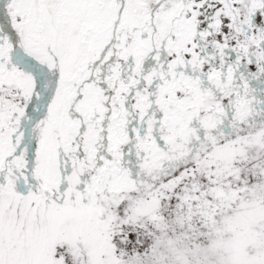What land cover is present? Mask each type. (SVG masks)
Wrapping results in <instances>:
<instances>
[{
  "label": "bare ground",
  "instance_id": "6f19581e",
  "mask_svg": "<svg viewBox=\"0 0 264 264\" xmlns=\"http://www.w3.org/2000/svg\"><path fill=\"white\" fill-rule=\"evenodd\" d=\"M12 1H13L12 7L13 10H15V14L12 16L11 19L8 20V23H12L11 26H13V28L11 27L10 30L6 31V33H8L7 36L5 35V33L3 34V36L0 33V36L3 37V39H1L0 37V40L2 41L0 42V46L5 48L6 52L14 51V48H19V51L21 50V52H23L24 47L26 49L28 48L27 49L28 51L30 50L31 53L36 54L35 57L40 62L49 63L53 65L52 67L57 68V70L60 72L61 80H62V82L59 81L58 82L64 84L63 89L61 91L59 90L60 92L58 91V89L54 91L57 87L53 90L52 92L53 97L52 99L49 97L50 99L48 101L49 102L48 104H50V108L48 109L49 111L47 110V112L45 113L47 114L48 117L54 118L56 121L60 119L59 130L60 128L63 129V133H62V139L59 142V148L61 149H64V147H66V149L68 148L69 156L73 158L72 160L73 164L71 169L73 171L74 180L71 183L69 179L70 182L68 181L69 184L68 190L70 191H72V189L75 190L73 196L75 197L76 202L78 203L75 205L73 209L71 210L69 209L70 210L69 212L67 211L68 215L66 217H69L71 221H76L77 223L78 222L85 223L86 220H91L90 222L92 223L93 227L98 226L97 221L99 222L101 221V219L102 221H109V222L116 221V223H118L117 221H119V219L126 218L124 220L125 224L126 223L129 224L133 222L135 219L141 217L142 219L139 220H147V216H146L147 212H149L150 214L153 213V211H146L147 207H153L154 209H157L159 207V203L155 201L156 198L150 196L149 197L150 199L148 198L150 200L149 203L146 199H143L140 203L134 204L130 210L128 209L126 211L127 213L125 214L126 215L125 217L119 216L118 210H120L122 203L125 202L124 200L125 195L124 193H121L123 183L124 181H126V179L124 180V176H122L124 173L123 169L119 171L116 170L115 167L109 169L110 166L109 167L106 166L105 162L103 163V161L102 163L105 165L104 167H102L101 166L102 163L99 158L100 155L102 157V154H104L102 152L104 151L103 150L101 151L100 147L97 146L98 149L96 150L97 151L96 156H98L100 163L96 167L99 169V173H97L98 175L96 177L94 174L96 169L94 166L95 164L90 163L88 161L90 159L86 158L87 159L86 161L85 159L83 160L81 155L77 154L78 153L77 150L79 146H81L80 144H82L83 141L86 143L88 142L87 145H90L89 142L92 141H96L97 144L103 142L105 143L104 146L105 149H107V151L109 150V152L112 151V152H118L121 155L123 154L125 143H127L126 142L127 139L124 137L123 133H121L122 130L121 132L119 131L118 127H121L123 125L124 121L122 120L123 118L125 119V117L128 114L127 95L130 94L131 90L134 88L133 84L135 83H133V80L131 78L130 84H124L122 82V75L131 68H132V73H131L132 75H130V77L131 76L133 77L134 73L136 75L135 77L137 78L139 77V75H144L141 68L140 69L135 68L138 66L139 63H137V61L134 60L136 56L133 59L132 57L133 55L143 54L145 52L146 54L149 53V55L151 56L155 52L161 54V49L163 46H165L168 51V52L166 51L167 54L171 56L175 53L177 55V52L179 50L181 54L179 57L181 58L185 57L188 63H191V65H193L195 63V59L197 58V54H198L197 47L199 41L203 39V37L206 34H208L207 31L210 32V29L213 27L214 16H219L220 18L223 19V22L227 30L228 28H230L229 25H231L228 19L232 16L235 18L236 16L240 17L241 22H238L239 23L238 25L240 24L242 25L243 23L248 24L250 22L249 19H251L250 16L252 12L255 13L256 15L258 13V18H259L260 13L262 12L260 10L261 7L264 5V2L258 0H134V1L127 0V2H129L127 4L128 5L127 9L129 13V8H130V18L127 17L128 20H124V21L122 20L120 23H118L120 19V16L119 19H117L116 17L117 11L119 10V8L117 7H119L120 5L118 1L121 2L122 0H104L103 2L102 0H12ZM209 16L211 20H209L208 22L207 17ZM255 24H256V28L258 27V24L260 25V23H255ZM150 25L153 26L152 29H151L152 26ZM241 25L238 27H242ZM18 32L21 35L20 38ZM141 34L142 36H145L143 37V39H145L144 43H139L141 39L138 37H140ZM19 39H21V41ZM6 40L7 41L10 40L13 44H10L8 42V46H7L6 44H4ZM150 40L152 41V43L149 42ZM153 48H155L156 50L154 49L155 51H153ZM124 61H127L126 64H128V67H126V65L123 63ZM5 62L8 65L6 67L13 70L15 74H18L19 79L22 78L17 72L16 68H14L13 65L12 66L10 65L11 63L10 59H7ZM35 65H39V63ZM35 65H34L35 69L40 68L39 67L40 65L39 66H35ZM156 70L154 71V74H152V72L148 73V79L150 80L149 82L151 83L149 84L150 86H155V93L153 95H150L149 87L147 88L148 90L146 89L145 98H147L146 99L147 103L150 104V102L156 99V103L158 102L157 105H159L160 110L162 109L161 110L162 115L165 113L168 116V119H170L169 121H173V123L177 125L176 131L178 133H181V137H183L182 139L186 141L187 138L190 137L188 136L189 135L188 133L192 134L193 132L192 128L194 129L195 126L205 129L211 126V124L212 125L218 124L219 117L223 115L222 109L224 108L221 106L223 101L226 102L227 106L230 105L232 107L234 105L236 106L238 105L236 102H231V100L224 97L223 99H220V103L213 108L214 110L213 111L211 110V108L213 107L212 104L209 105V103L205 104L203 102L204 97L206 98V96L207 95L209 96V94L211 93L208 94L206 93L207 91L204 92L202 89L200 88L198 89L197 86L194 85L195 82L188 80H184V81L182 80L177 83H173V82L170 83L168 81L164 83L162 81L163 83L161 82L162 85H160L161 76L160 77L156 76L158 75L156 74V72H160V70L157 71ZM10 76H11V71L10 72L6 71L5 76L0 77V81L4 80V78L5 80H8ZM155 77H157L158 80L155 81L156 79ZM5 84L7 85V87L4 84H1L0 87H3V91H5L6 93L5 95L4 94L3 95L9 98L1 97L3 101L0 102V106L4 107V109L0 110L2 111L0 112L1 113L0 117L4 118L6 115L9 114L11 110H8V112H6V110L9 108V105L11 107L13 106L16 107V111L20 110L19 112L27 111L30 108L29 105L32 106V104L30 103H37V105H39L38 91L40 87H36L37 84H32L36 88V90L38 89L36 95H34V89L33 90L32 88L29 89L30 92L28 91V94H32L33 92V95L31 97V100L29 101L27 100L28 102H25L24 97L19 98L20 97L19 96L16 97L15 99L11 97L13 92L16 93V91L20 89L18 84L14 85L13 87L9 86L7 83ZM149 84L146 83V85L148 86ZM50 85L53 84H51L50 82ZM117 88H121V89L117 91ZM1 90L2 89H0V91ZM134 90L135 89L132 90L131 96L134 93ZM186 93H190L191 94L190 97L186 98L185 97ZM137 94L139 93L137 92ZM223 95L225 94L223 93ZM79 96L81 97V99H79L78 101V98H80ZM140 96L143 95L141 94ZM221 97L223 96L221 95L220 98ZM117 98H119L122 101L121 104H119V106L122 107L124 114L122 120L116 122L114 121L113 118H111L113 120H109V118H104L107 117L106 116L107 113L104 114V117L102 119L103 112L108 111V105H107L108 101L112 103L111 106L116 108ZM17 99L20 101L19 104H21V106L19 107L15 106L18 103ZM122 104L124 106H122ZM73 106H75L78 110L76 113H74L75 111L73 110L71 111ZM245 106L246 105H244V107ZM244 107L242 111L245 110ZM205 114L207 115V118L201 119L200 115L205 116ZM101 119L102 121L105 119L110 122L111 125L108 128L109 132L106 129L107 127L105 128L100 123ZM221 119L223 120V117ZM63 122L64 124L63 126H61V123ZM259 133L258 135L246 136L238 140L230 141L228 144H226L227 143L226 142L225 146L216 148V150L213 151L210 155H208L204 161L197 164L195 167L191 168L190 170L184 172V174L179 179L167 185V188L169 189V191L175 194L174 197H176L178 200L179 199L187 200L192 198L193 196H196L197 192L195 191H199L201 197L205 199L206 198L213 199L216 197L219 198L220 195L219 193H218L219 195L213 193L215 195H213V197L210 196V190L213 191V188H216V186L219 187L218 189L217 188L214 189L216 192L219 190H223L227 186V194L226 195L221 194L224 195V197H239V191L242 192V190L240 189L241 186L247 185L242 175L243 171L251 174V176L254 178V182H255L254 184H257V180L261 176V174L260 176H258L259 171L264 175V132L260 134ZM117 136H119L120 142L118 141ZM117 144L119 146H117ZM73 148L74 150H71ZM153 154L156 155L157 153L153 152ZM55 155L56 156H54L53 158L54 160L52 161L53 166L50 169H45L46 171L44 170L45 173L48 172L47 173L48 176L46 175L47 184L43 186L45 187L44 190L47 191L45 193L49 194L46 197L48 200L47 203H41L37 201L35 199V196L37 197V195L35 196L33 195V197H31L29 200L22 199L19 195L14 194V190H16L14 186L7 187L9 190H12L13 188V192L9 194V196L7 197L6 195L3 194L6 192L3 191V189L1 188L2 186H0V211H1L0 213L5 215V217H9L8 218L9 225L4 226L7 228L0 226V230H8V229L21 230V231L25 230L27 232H30L33 236L34 235L38 236L40 240H42L43 237L47 238V234H45L46 229L43 227L44 225L41 224L38 220L36 224L33 225L29 230H26L24 228V224L21 226V221L19 220L22 219H24L23 221L29 220V218H31L32 216V212L28 214L25 213V211H29V212L33 211L37 208V206H39L38 210L42 212L45 211L44 213H46V211L47 212L55 211L53 210L55 206H54V202L52 201L53 200L52 197H54L55 195L54 192L52 191L53 190L52 187L57 188V186L60 183H63L64 181L66 182L67 180L66 177L65 179L59 174L60 173L59 169L61 168L60 167L57 168L58 166L55 163V160L58 159V153L55 152ZM63 156L64 155H62L61 157ZM64 164L67 167V170H69V167L71 165H67L66 163ZM87 168H89V170ZM117 172L118 173L120 172V174L122 175L117 174ZM84 177L85 178L87 177L88 179L86 178L84 180ZM238 182L241 185L240 188L236 187ZM66 185L67 184H64V186ZM232 186L234 187L233 190H232ZM66 188L68 187L66 186ZM176 189H179L177 193L175 192ZM191 190L194 191V194H191ZM181 194L183 195L181 196ZM160 196H162V194ZM103 205H105L106 207L105 209L102 208ZM63 209H64L63 211L66 212L65 206ZM18 210L28 215L25 216V214H23L22 216L20 213L16 212ZM103 210H108V211L103 212ZM104 213L107 214L104 215ZM233 213H234V209H233ZM38 214L41 213L37 212V215ZM237 214L239 215L240 213L237 212ZM206 216L209 219L211 218L210 215H206ZM161 217H158L155 220H162ZM175 217L176 216L173 215L172 217H170V219H173ZM235 217L237 218L238 216L236 215ZM242 217L243 216H241V218ZM241 218H237V219H241ZM233 219L235 220V218ZM215 223L216 221L212 220L207 230L210 231L211 228L215 226L214 225ZM224 225L227 226L228 224L225 223ZM218 226L219 225H217V227ZM196 229L200 231L202 230V227L198 226L197 224ZM132 233L134 237L136 235V239H140L139 234H136L134 231H132ZM201 236L203 235L198 234V237ZM71 240L74 239L71 237ZM153 240L155 241V239ZM45 241H47V239ZM139 245L141 247L143 243L139 242Z\"/></svg>",
  "mask_w": 264,
  "mask_h": 264
},
{
  "label": "rangeland",
  "instance_id": "374dc122",
  "mask_svg": "<svg viewBox=\"0 0 264 264\" xmlns=\"http://www.w3.org/2000/svg\"><path fill=\"white\" fill-rule=\"evenodd\" d=\"M2 1L3 0H0V3ZM9 1L13 2L12 0ZM103 1L104 0H102V2ZM122 1L121 2L118 1V3H120L119 7H117L119 8V10L117 11V16H116L117 19H119L120 16L118 23H120L122 20L124 21L130 18V8H129V13L127 9L128 8L127 4L129 2H127V0L125 1L122 0ZM233 18L234 20H238L237 22H241L239 16ZM228 21L229 22L231 21L230 18L228 19ZM11 27L13 28V26ZM152 28L153 26L151 27V29ZM18 34L20 38L21 35L19 32ZM5 35L7 36L8 33H5ZM143 37L145 36H142V34L140 35V37H138L141 39L139 43H144L145 39H143ZM19 40L21 41V39ZM8 42L10 44H13L10 40L8 41L6 40L4 44L8 46ZM149 42L152 43L151 40ZM27 49L24 47L23 52H21V50L19 51V48H14V51H9V52L7 51L8 52L7 53L5 48L3 47L0 48V77H4L6 71L8 72L11 71L10 78L8 80H5L4 78V80L0 81V86L1 84H4L7 87V85L5 84L7 83L11 87L17 84L20 87V89H18L16 93L14 92L12 93L11 95L12 98L15 99L16 97L20 96L19 98L24 97L25 102H28L29 100H31V97L33 95V92L32 94H28L29 89L30 88H32V90L34 89V95L37 94V90H38V89L36 90V88L32 84H37L36 87H40L38 91L39 105H37V103H30L32 104L33 108L25 112H19L20 110L16 111V107L14 106L11 107L9 105V108L6 110V112H8V110H11L14 111V114L9 112V114L6 115L4 118L0 117V130H1L0 131V135H1L0 136V162H1L0 175L3 173L2 172L3 168H5V170L8 168L3 164L4 163L3 161H6L10 164L11 162L14 163L15 164L14 169H17L19 165L25 166L26 168L25 171L14 175H11L10 171L5 172L4 170V175H2V177L7 176L8 178L2 179L0 177V186H2L1 188L3 189V191L6 192L3 194L6 195L7 197L9 196V194L13 192V188L12 190H9L7 187L14 186L16 188V190H14V194L19 195L22 199L29 200L31 197H33V195L34 196L37 195V197L35 196V199L37 201L41 203H47L48 200L46 197L49 194L45 193L47 191H45L44 190L45 187H43L44 185L47 184L46 180L48 176L47 174L48 172L45 173L46 171L45 169H50L53 166L52 161L54 160L53 159L54 156H56L55 152L58 153V159L55 160V163L58 166L57 168L60 167L62 170L64 169V171L62 172L61 170L59 174L64 178L66 177L68 181L70 179L71 183L74 180L73 171L67 170V167L64 164L66 161H64L63 157H61L62 154L59 152L60 151L59 142L62 139V133H63V129L60 128L59 130L60 119L56 121L54 118L48 117L47 114L45 113L50 108V104H48L49 103L48 101L50 98L52 99L53 97L52 94L53 90L57 87L54 91H56L57 89L58 91L59 90L61 91L63 89L64 84L59 83L62 82V80H61L60 72L57 70V68L52 67L53 65L49 63L40 62L38 59H36L35 57L36 54L31 53V51L30 50L28 51ZM164 49L166 48H163V50ZM256 53L257 52L255 51L254 54ZM164 54L166 53L164 52ZM148 56L149 53L146 54L145 52L143 54L133 55L132 57L137 59V63H145ZM160 57H161V61L154 64V66L155 67L157 66L156 68H159L157 70H160L161 73L162 72L165 73V71L162 70V49H161ZM13 58H16L17 61H19L20 63L12 62L11 59ZM7 59H10L11 62L10 65L11 66L13 65V67L16 68L17 72L22 78L19 79L18 74H15L13 70L6 67L8 66L7 63L5 62ZM177 60L178 59H175V61ZM35 61H37L40 66L35 65L38 64ZM126 62L127 61H124L123 63L126 65V67H128V64H126ZM34 65L39 66L40 68L35 69ZM147 66L151 71V66L150 65ZM145 71L148 72L147 67H145ZM131 73H132V68L126 71V73L122 75V82L124 84H130L128 83L129 81H127L125 77H129ZM50 82L53 85H50ZM161 82L162 80H160V85H162ZM0 89H2L0 91V102H2L3 100L1 99V97L4 98H9V97L4 96L6 93L5 91H3V87H0ZM120 89L121 88H117V91H119ZM149 92L153 93L154 90H152V88H149ZM26 93L28 94V97ZM128 95H127V101H130L132 96H130L131 94ZM79 99H81V97L78 98V101ZM211 101L212 100L210 99H206L205 104L207 103L212 104ZM17 102L18 103L15 106L17 107L21 106V104H19L20 101L18 100ZM117 102L121 103L122 101L119 98H117L116 104ZM111 104L112 103L108 101L107 104L108 111L103 112L102 119L105 113H107L106 114L107 117L104 118H109V120H113L114 117L116 118L123 117L124 115L123 112L121 114L120 113L118 114L117 113L118 111L116 112V108L118 106H116L115 108L111 106ZM3 109L4 107L0 106V110ZM257 109L258 108L256 106H253L251 110L247 111L248 112L247 115H245L242 118V124L239 125L237 124V122H230L231 124L230 126H226V125L222 126L223 124L219 125L218 123V127L213 128L212 125L209 126L207 129L209 130V132L206 131L205 129H201V127L195 126L194 129L192 128L193 131L192 134L188 133L189 134L188 136L190 137L187 138V141L182 139L183 137H181L182 142L175 135L174 132L177 125L173 123V121L169 122V120H164L162 118L161 119L159 118L154 127L155 134H151L150 137H153V135H155L158 136V139L159 136H163L166 139L165 136L167 134L170 135L171 133H169V131L165 129L166 127L161 126L160 121L162 120V122L164 121L168 122V127L172 132V135L168 136V141L170 144L169 148L166 147L161 148L160 144H158L157 149L151 147V149L157 150L156 155L152 153V150L150 149L146 150L145 152L148 153L150 157H148V159L146 158L147 159L146 160L145 158L140 156V158H142L141 162H138L139 159L138 157L137 159L134 158L135 163L132 164H130V155H129L130 153L129 150H127V145H126L127 143H125V147H124L125 148L124 152H127V154L123 152L122 155L118 152H112V151L106 153L107 149H105L104 146L105 143L102 142L99 143L100 145L97 144L98 147H100L104 151L102 157L100 155L99 158L101 160V163L102 161L103 163L105 162L106 166L108 167L110 166L109 169L115 167V169L119 171L122 170L123 168V172H124L123 175L120 174V172L119 173L117 172V174L124 176V180L126 179V181H124L125 184L123 183V187L121 189V193H124L125 195L124 197L125 202L122 203L120 210H118L119 216L125 217L126 216L125 214L127 213L126 211L128 209L130 210L134 204L140 203L143 199H146L149 203L150 196L156 198L155 201L159 203V207L157 209H154L153 207H147L146 211H153L152 214L147 212L146 214L147 220H139L142 219L141 217L135 219L133 222L129 224L127 223L125 224L124 220L126 218L119 219L120 222L117 221L118 223H116V221H110V222L102 221L101 219L102 222L97 221L98 226H94V227L90 222L91 220H86L85 223L84 222L77 223L76 221H71L69 217H66L68 215V212L71 209H73L78 202H76V199L73 196L75 190H73L72 187H71L72 191L68 190V188L64 186V184H66L64 181L63 183H60L57 186V188L52 187L53 188L52 191L54 192L55 195L54 197H52L53 199L52 201L54 202V206H55L53 210L55 211L52 212L46 211V213H44L45 211L43 210L44 212H42L38 210L39 206H37V208L33 211L30 212L25 211V213L28 214L32 212V216L31 218H29V220H25V221H23L24 219L19 220L21 221V226L24 224V228L26 230H29L33 225L36 224L38 220L41 224L44 225L43 227L46 229L45 234H47V238L43 237V239L40 240L38 236L36 235L33 236L30 232H27L25 230H23L24 232L21 230H14V229L0 230V264H113V263L114 264L115 263L116 264H264V175L263 173H260V171L258 172V176H260V174L261 176L257 180V184H254L255 183L254 178L251 176V174L243 171L242 175L247 185L241 186L240 183L238 182L236 187L240 188L241 186L240 189L242 190V192L239 191V197H224V195L221 194H225V195L227 194V186L223 190H219L220 192L219 191L216 192L214 190L216 188L217 189L219 188L218 186H216V188H213V191L210 190V196L213 197V195H215L213 193L216 194L219 193L220 194V195L218 194L219 198L216 197L213 199L212 198L205 199L201 197L199 191H195L197 192L196 196H193L192 198L187 200H180V199L178 200L176 197H174L175 194L169 191V189L167 188V185L179 179L184 174V172L190 170L191 168L195 167L197 164L204 161L208 155H210L213 151L216 150V148L225 146L230 141L238 140L242 137L258 135L259 132L263 133L264 108L261 107L259 108V110ZM72 110L75 111L74 113L78 111L75 106H73L71 111ZM250 111L255 112L256 116H252ZM225 114L226 113L223 114L224 115L223 122H227L229 119ZM114 121L118 122L116 119H114ZM52 123L55 124L56 126H54ZM126 123L128 124L127 121ZM63 124L64 122L61 123V126H63ZM110 125H111L110 123L105 124V122L103 121V126L105 128L107 127L106 128L107 131ZM161 128L162 130H159ZM118 129L120 132L122 130L121 133H123L124 137L127 140H129V137L127 136L126 133V124L124 123L121 127H118ZM17 131L18 134L21 135L20 138L18 139L22 141L23 138H25L26 141L30 142V145H24L22 148L17 150L16 153V145H14L12 141L15 136L13 133ZM117 137H118V141L120 142L119 136ZM20 140H18L19 141L18 143L21 142ZM143 143H147V140L143 141ZM90 144L93 145L94 142L92 143L90 142ZM117 146L119 145L117 144ZM81 148L82 146L78 148L77 152L80 151L83 153ZM8 156H12L13 160L9 161L8 158H5ZM69 163H71V161ZM91 163L93 164L95 163V161H91ZM103 163L101 164L102 167H104L105 165ZM87 169L89 170V168ZM12 173L14 172L12 171ZM233 188L234 187L232 186V190ZM178 190L179 189H176L175 192L177 193ZM161 194L162 196H160ZM191 194H194V191L191 190ZM182 195L183 194H181V196ZM64 206L66 212L63 211ZM102 208L105 209L106 208L105 205H103ZM233 209H234V213H233ZM106 211L108 210H103V212ZM16 212L20 213L22 216L23 214H25L24 212L19 210ZM37 212H40L41 214L37 215ZM237 212L240 213L241 215L240 214L238 215ZM28 214H25V216H27ZM106 214L107 213H104V215ZM171 215L172 216L175 215L176 219L175 218L170 219V217H172ZM206 215H210L211 218L209 219ZM236 215L238 216L237 218H241V216L243 217L241 219H237L235 217ZM245 216L247 218V221ZM158 217H161L162 220H155ZM8 218L9 217H5V215L0 213L1 227L9 225ZM233 218L237 220L235 221ZM249 218H251L252 220ZM212 220L216 221V223L214 224L215 226H213L211 230L208 231L207 228L210 226V222ZM225 223L228 225L227 226L224 225ZM197 224L198 226L202 227V230L199 231L198 229H196ZM204 224H206L207 226ZM216 224L219 226L217 227ZM103 228L106 230H104ZM67 230L70 231L68 232ZM132 231H134L136 234H139L140 239H136V235L134 237L132 235L133 234ZM91 233L93 236L91 235ZM198 234L200 235L202 234L203 236L198 237ZM71 237L75 241L71 240ZM45 238L47 239V241H45L46 240ZM152 238L155 239V241ZM139 242L143 243L144 246L142 245L140 247ZM142 249H144L146 252Z\"/></svg>",
  "mask_w": 264,
  "mask_h": 264
},
{
  "label": "flooded vegetation",
  "instance_id": "af4514ba",
  "mask_svg": "<svg viewBox=\"0 0 264 264\" xmlns=\"http://www.w3.org/2000/svg\"><path fill=\"white\" fill-rule=\"evenodd\" d=\"M258 1L264 2V0H258ZM260 11L262 12L260 13L259 18H258V13L256 15L255 13L252 12L250 16L251 19H249L250 22L248 24H245V23H243L242 25L240 24L242 27H238L240 25H238L239 23L237 22V20L234 21L233 16L230 17L231 25H229L230 28H228L227 30L223 22V19L220 18L219 16H215L213 18L214 19L213 21L214 29L212 27L210 32L207 31L208 34H206L203 37V39H201L202 41L201 40L199 41V44L197 47L198 54H197V58L195 59V63L193 65H191V63H188L185 57L184 58L179 57L181 55L179 50L177 52V55L174 53L175 56L174 54L170 56L169 54H167L168 52L167 49L163 50V48H166L165 46H163L162 47V70L165 71V73L156 72V74H158L156 76L157 77L161 76L160 80H162L164 83L167 81L170 83L171 82L177 83L182 80L183 81L188 80V81L195 82L194 85H196L198 89L200 88L204 92L207 91L206 93L208 94L211 93L209 94V96L207 95L206 98L204 97V101H203L204 103H206L205 100L211 98L210 100H212L211 102L213 105L211 110H213V108L220 103V99H223L224 97L231 100V102H236L238 104L237 105L238 107L236 105H234L235 107L234 106L231 107L230 105L227 106L225 101L222 102L221 106L224 108L222 109V114L226 113L227 118L229 119L227 122H223V120L221 122L220 118L224 117V115H221V117H219L218 123L219 125L223 124L222 126H225V125L230 126L231 125L230 122H237L238 125L242 124V118L245 115H247L248 113L247 111L251 110L253 106H256L258 108L257 110H259V108L261 107L264 108V5L261 7ZM209 20H210V16L207 17L208 22ZM255 23H260V25L258 24V27L256 28ZM1 35L3 36L2 33ZM2 36H0L1 39H3ZM154 49L155 48H153V51L156 50ZM255 51L257 52L256 54H254ZM164 52L166 54H164ZM156 53L157 52H155L154 54ZM153 55L152 56L149 55L145 63H139L140 65L138 64L137 66L139 68L135 67L136 69L141 68L144 75H139V77L137 78L135 77L136 75L134 73L133 77L132 76L125 77L126 80L129 81L128 83H130L131 78L133 80V83H135L133 84V87H134L133 89L135 90H134V93L132 94V98H131L132 101L131 100L127 101L129 103V106H127L128 114L125 117V119L123 118L124 119L123 124L124 123L126 124V133L130 140V141L127 140V144H126L127 150H129V153H130L129 154L130 164L135 163L134 158L137 159V157L139 158L138 162H141L142 158H140V156L145 159L146 158L148 159L150 155L145 152L146 150L150 149L152 150V153L153 152L157 153V150H156L157 148L155 147L156 142H158V144L161 145V148L162 146L169 148V145H167L166 139L163 136H159V139H158V136H155V135H153V137H150L151 134H155L154 127L156 125V122L160 118V115L162 119L170 120L168 119V116L165 113L162 115V112H161L162 109L160 110L159 105H157L158 102L156 103V99L150 102V104H148L146 100L147 98H145L146 89L148 87L154 90V92L150 93V95H153L155 93V86H150L151 83L149 82L150 80L148 79V73L152 72V74H154V71L158 69L156 68L157 66L153 67L154 64L161 61V57H160L161 54H156L154 56ZM175 59H178V60L175 61ZM134 60L137 61V59H134ZM147 65L151 66V71ZM145 67H147L148 72L145 71ZM181 71H183L184 73ZM157 77H155L156 78L155 81L158 80ZM146 83L148 84L150 83L149 86L146 85ZM137 92L139 94H137ZM223 93L225 95H223ZM141 94L143 96H140ZM190 95H191L190 93H186L187 98L190 97ZM221 95L223 97L220 98ZM244 105L246 106L244 107ZM116 106H118L117 107L118 111L123 112L122 107L119 106V102H117ZM122 106L124 105L122 104ZM243 107L245 108V110L242 111ZM31 108L33 107L30 106L28 110H30ZM250 113L252 114V116H256L255 112L250 111ZM200 116H201V119L207 118L206 114L205 116L204 115L203 116L200 115ZM114 119H116L117 121H121L122 117L121 118L114 117ZM103 121L105 122V124L110 123L107 120H103ZM103 121L101 122L102 125H103ZM126 121L128 122V124L126 123ZM160 124L161 126L166 127L165 129H167V131H169V133L172 134V132L170 131V128L168 127V122L166 121L162 122L161 120ZM212 127L213 128L218 127V124H213ZM207 129L208 128H205V130L209 132V130ZM159 130H162V128ZM174 132H175V135H177V137L181 140V133H178L176 131V128ZM145 140H147V143H143V141ZM92 142H94L95 145L94 144L87 145L88 142L86 143L83 141V143L80 144L82 146L81 149L83 153L78 152L77 154H80L81 157L83 156L82 159L83 160L85 159V161L87 159H90L88 160L90 163L91 161L95 160L94 166L96 168L97 165H99L100 163L98 156H96L97 155L96 150L98 149L97 147L98 145L96 141H92ZM143 144H146V145H143ZM162 144H165V145H162ZM151 147L156 148V149L155 150L151 149ZM59 150H60L59 152L62 153V155H64L63 159L64 161H66L65 163L67 165H71L69 167V170L72 171L71 168L73 164V161H72L73 158L69 156L68 148L67 149L66 147H64V149L59 148ZM71 150H74V148ZM108 152L109 151L106 150V153ZM124 153L127 154V152H124ZM67 161L69 162L71 161V163ZM63 171L64 170H62V172ZM59 172H61V169L59 170ZM95 172L94 174L97 177L98 175L97 173H99V169L96 168ZM86 178L84 177V180ZM65 183L67 184V187L69 189L68 180H66Z\"/></svg>",
  "mask_w": 264,
  "mask_h": 264
}]
</instances>
